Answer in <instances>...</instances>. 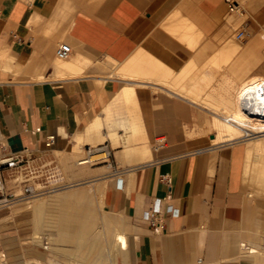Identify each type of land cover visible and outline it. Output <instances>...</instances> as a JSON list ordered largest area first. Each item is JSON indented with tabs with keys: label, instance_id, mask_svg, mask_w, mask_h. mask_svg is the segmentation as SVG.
<instances>
[{
	"label": "crops",
	"instance_id": "obj_1",
	"mask_svg": "<svg viewBox=\"0 0 264 264\" xmlns=\"http://www.w3.org/2000/svg\"><path fill=\"white\" fill-rule=\"evenodd\" d=\"M234 3L230 12L226 0H0V145L40 155L109 142L114 166L80 171L69 157L68 177L106 182L104 201L133 227V264H215L218 246L196 258V237L182 232L248 215L244 148L213 144L240 85L264 75L263 39L239 41L256 27ZM62 43L71 54L59 65ZM193 124L209 146L189 149ZM157 199L162 234L141 219Z\"/></svg>",
	"mask_w": 264,
	"mask_h": 264
},
{
	"label": "rangeland",
	"instance_id": "obj_2",
	"mask_svg": "<svg viewBox=\"0 0 264 264\" xmlns=\"http://www.w3.org/2000/svg\"><path fill=\"white\" fill-rule=\"evenodd\" d=\"M237 1L240 3V8L246 10V18L251 20L256 27L255 29H249L247 31L249 34L248 37H242L239 41L246 42L258 38L263 39L262 52L264 57V0ZM234 39L235 35L232 34V41L236 43L237 41ZM206 117L210 118L211 115H206ZM198 126V124H193L191 126L192 130L187 133V138L190 139L191 142L196 143V146L189 148L191 151L209 146V138H211V136L198 133ZM213 133L214 131L211 132V134ZM253 136L256 135L253 134ZM251 137L252 136L245 137L238 145L243 146ZM158 145L162 144H158L157 141L152 142L150 146L151 150L155 149L161 152L166 148L164 145L163 148L158 149ZM103 146H106V150L110 155L105 158L100 156V158L104 159L102 163L95 164L91 162L82 165L76 164L78 161L87 157L88 149L95 155L93 151L98 147H102L97 146L95 143H90V146L86 148L81 147L73 150L69 147H65L63 153H57L54 149L52 153H43L36 156L32 160L38 157L46 158V162L53 163V166L51 165L49 169H46L47 171L45 169H40V172L36 173L37 175H33V177L28 175L24 178L18 177L16 180L10 181L7 180L4 171V187L8 194H13L17 197L25 187H28L31 193L25 200H14L8 206L0 208V253L2 252V254L5 255V258H2L3 260L0 264H79V262H81L77 247L82 244L83 239L77 238L71 241L62 239L59 235L58 228L61 214L68 215L75 211V214L82 218L81 207L76 204H71L68 206V211H66L62 208V204L53 202L56 194L51 192V195V193H49L54 189L70 185H76L69 189L70 191L83 189L91 196L89 201L91 218L88 222H95L94 232L97 233L98 237L100 236L99 239L102 242L104 240L102 244L103 252L108 256L106 264H113V262L116 264H125L124 261L127 264H133L131 256V248L134 240L131 233L133 227L129 220L123 215L112 212L104 201V188L106 182L97 180L92 185H83L82 183L90 180L87 179L86 174L79 179L68 177L70 174L67 170L69 157L74 159L75 166L80 171L109 164L114 166V151L111 149V144L106 142ZM45 155L47 156L44 157ZM250 155L245 156V164L247 165L244 171V186L247 197L246 206L248 208V215L246 214L240 221L234 222V225L225 224L223 222H213L212 224L190 227L183 231L182 234L184 235L196 237L195 242L187 244L194 250L196 258H202L203 260L209 259L208 253L210 247L218 246L217 252L219 254L211 259H223L220 264H239L240 260L235 258L239 255V245L241 243L249 244V242H254L259 253L253 257H246V262L247 264H264V160L261 162L254 153ZM29 162L16 165L15 168L24 167L28 165ZM39 179L44 181L42 186H40ZM115 181L116 179H114V182ZM98 185L102 186L101 193L97 195L93 194L91 188ZM46 192H48V194ZM42 193L46 194H43L44 196L40 195ZM36 195L43 196V199H45L47 203L50 202V204L52 203L53 205H48L43 210L42 214L37 217L30 211L16 210L21 207V203L30 202L38 197ZM106 219H110V222H112L111 232L109 233H104L103 230V223L104 221L106 222ZM117 231H124L126 233L128 242L126 250H120L114 242V234ZM201 232H204V242L202 247H198L197 237ZM34 236H39L42 243L48 246V249H43L41 244L35 242L32 239ZM229 242L232 244L235 242L237 248L234 250H225ZM231 247L234 248V246Z\"/></svg>",
	"mask_w": 264,
	"mask_h": 264
},
{
	"label": "bare ground",
	"instance_id": "obj_3",
	"mask_svg": "<svg viewBox=\"0 0 264 264\" xmlns=\"http://www.w3.org/2000/svg\"><path fill=\"white\" fill-rule=\"evenodd\" d=\"M196 34H198V33H196ZM229 53L227 52V54H229ZM224 56H226V54ZM229 59H230V57H229ZM227 62H228V60H227ZM58 64L62 65L63 64L62 60H58ZM212 67H214V66H212ZM63 68L65 69L66 67L64 66ZM212 107L213 106H211L210 109H212ZM215 113H216V111H215ZM221 115H224L223 120L221 122H217V121L215 122L216 123V129H217L215 131H217L216 132L217 135H216L215 139L213 140V144H220V145L236 144V143L242 142L241 140L244 139L245 137L252 136L243 145L245 156H249L250 154L254 153L255 156H257V158L260 159L262 162V160H264V75H256V76L250 77L242 85H240V88L236 92V95L234 97V101L232 102L231 109L225 111L224 114L221 113ZM207 122H209V121H207ZM207 129H208V127H207ZM253 134H255L256 136H253ZM102 151H103L102 149H95L94 153L97 155L86 157L85 159L80 160L78 162V164L79 165L87 164L91 160L99 158L100 156L106 157L107 153L98 154ZM46 156L47 155H45L44 157H46ZM52 164L53 163L46 162V158L38 157V158L30 161L28 163V165H26L24 167L15 168V166H10V167L4 169V171H5L7 180L11 181L14 179L16 180L18 177L24 178L28 175H31L33 177V175L40 172V169H42V170L43 169H45V170L49 169ZM246 165L247 164H245V166ZM259 168H261V167H259ZM4 171H3V173H4ZM94 182H96V181L91 180V181L84 182L82 184L83 185L84 184L92 185ZM39 183L41 184L40 186H42L44 181L41 179L39 181ZM73 186H76V185H70V186H65L62 188H57V189H54V190L49 192V193L53 192L56 194V196L54 195L55 200L54 201L51 200V201L62 204V208L64 210L68 211L69 205L76 204V205H79L81 207V212L83 215V217L80 218V217H78V215L75 214V211H73L71 214H68V215L67 214H61L60 222L58 223L59 235L62 239H66V240H70V241L77 239V238L83 239L82 244H80L77 247V252L79 253V257L81 258V262H79V264H106V262L108 261V256L106 255V253L103 252L102 244H103L104 240L102 242L99 239L100 236L98 237L97 233L94 232V227H95L94 223L95 222H88V220L91 218V210L89 207V201H90L91 196L88 194L87 191H85L83 189H77V190L70 191L69 189L73 188ZM91 189H92L93 194L97 195V194L101 193L102 186L98 185V186L92 187ZM46 193L48 194V192H46ZM46 193H42L40 195H43ZM38 195H36V196H38ZM51 195H52V193H51ZM43 196H38L30 202L21 203L20 204L21 207L17 208L16 210L17 211H19V210L20 211L21 210L26 211L27 210L28 212L29 211L32 212L33 215L36 217L40 216V214H42L43 210L48 205L49 206L53 205L52 203L50 204L49 201H48L49 203H47V201L45 199H43L44 198ZM115 223H117V222H115ZM111 225H112V222H110V219H106V222L104 221V223H103L104 233L111 232L110 231ZM32 239L35 242L41 244L43 249H48V246H45V244L42 243L41 238L39 236H34ZM113 239H114L115 244L117 245V247L120 250H126L127 249L128 242H127V237H126L125 232L117 231L114 234ZM251 243H254V242H249V244L241 243L239 245V255H237V257H235V258L240 260L239 264H247V262H246L247 260L245 259L246 257H251V256L253 257L259 253V251L257 250V247L255 246V243L254 244H251ZM231 246H234V248H232ZM235 248H237L236 243L234 242L232 244L231 242H229L227 244V247L225 250H228V249L234 250ZM122 253H123V251H122ZM2 258H5V255L2 254V252H1L0 253V262L3 260ZM123 260H122V263H123ZM221 260L222 259H220L218 262L216 261V263L214 261V263L220 264ZM31 261H33V260H31ZM124 263L127 264L125 261H124ZM113 264H116V263L113 262ZM196 264H209V263L206 261L205 262L200 261V262H197Z\"/></svg>",
	"mask_w": 264,
	"mask_h": 264
},
{
	"label": "built area",
	"instance_id": "obj_4",
	"mask_svg": "<svg viewBox=\"0 0 264 264\" xmlns=\"http://www.w3.org/2000/svg\"><path fill=\"white\" fill-rule=\"evenodd\" d=\"M226 3L228 4V10L230 12H234L237 10L236 4L233 0H226ZM248 32L241 31L239 34H237V37H248ZM71 54V48L68 44L62 43L57 48L55 55L56 58L60 60H66L69 58ZM40 129L37 128L34 130V132H39ZM163 138H158L157 143L162 144L158 145V149L163 148L165 145V141H162ZM55 142V135L48 136L46 140L43 143V150L45 152L50 151L53 148ZM96 149H102L103 151L98 153H107L106 157H109V152L106 150V146L98 147ZM94 152V151H93ZM39 150L38 149H29L25 148L19 152H9L7 151L3 145H0V208L6 207L9 204H11L14 200H25L30 195L31 191L28 187H25L19 194V196H14L13 194H8L6 192V189L4 187V179H3V171L4 169L10 167V166H16L23 163H27L36 156H38ZM97 155V154H95ZM93 156V154L90 152V149H88L87 157ZM105 158V157H103ZM103 158H96L95 160H91L89 163L94 162L95 164L104 162ZM170 211V209H168ZM142 221L146 225V227L151 230L154 234H162L163 228V213L161 208V202L159 199L154 200V202L151 204L150 208L143 212L142 214Z\"/></svg>",
	"mask_w": 264,
	"mask_h": 264
}]
</instances>
